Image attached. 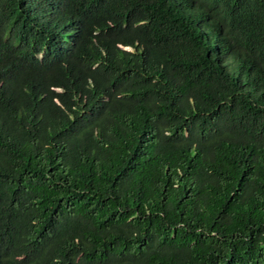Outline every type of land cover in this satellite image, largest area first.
<instances>
[{
  "label": "trees",
  "instance_id": "1",
  "mask_svg": "<svg viewBox=\"0 0 264 264\" xmlns=\"http://www.w3.org/2000/svg\"><path fill=\"white\" fill-rule=\"evenodd\" d=\"M0 264H264V0H0Z\"/></svg>",
  "mask_w": 264,
  "mask_h": 264
}]
</instances>
